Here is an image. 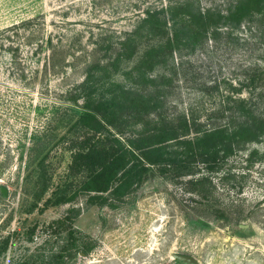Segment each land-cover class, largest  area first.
Masks as SVG:
<instances>
[{
	"label": "rangeland",
	"instance_id": "obj_1",
	"mask_svg": "<svg viewBox=\"0 0 264 264\" xmlns=\"http://www.w3.org/2000/svg\"><path fill=\"white\" fill-rule=\"evenodd\" d=\"M194 1L225 9L232 0ZM167 3L0 0V238L16 230L22 234L13 237L0 264H12L42 243L41 230L34 241L26 240L28 227L61 217L73 205L81 208L76 226L97 243L75 264H194L175 258V252L193 255L200 264H264V141L247 144L209 175V203L226 216L204 209L187 178L159 175L114 209L87 205L81 197L44 212L28 211L23 178L33 134L70 103V92L91 64L115 55L146 7ZM256 65L264 76V35L255 26L224 28L216 39L176 51L157 70L169 78L165 111L192 110L207 126L221 123L231 93L227 86L247 83L255 72L248 68ZM262 90L264 85L244 86L245 95ZM54 153L57 180L70 157Z\"/></svg>",
	"mask_w": 264,
	"mask_h": 264
},
{
	"label": "trees",
	"instance_id": "obj_2",
	"mask_svg": "<svg viewBox=\"0 0 264 264\" xmlns=\"http://www.w3.org/2000/svg\"><path fill=\"white\" fill-rule=\"evenodd\" d=\"M255 26L264 35V0H232L225 9L201 7L194 0H168L166 6L146 7L136 25L119 42L115 55L91 64L85 78L70 92L66 107L58 108L33 134L24 175L29 212L76 203L111 209L151 177L187 178L189 191L217 216L226 211L209 203V175L221 162L247 144L264 141V90L244 94V86L264 85L255 71L247 83L233 86L221 110V123L205 125L192 110L165 111L167 76L158 66L176 51L195 49L216 39L224 28ZM264 73V71L262 72ZM121 76V77H119ZM162 80V81H161ZM54 151L68 153L65 171L55 180ZM257 152V150H255ZM81 208L43 225L36 222L23 233L42 243L12 264H75L96 246L95 239L76 226ZM16 230L0 238V258L8 251Z\"/></svg>",
	"mask_w": 264,
	"mask_h": 264
},
{
	"label": "water",
	"instance_id": "obj_3",
	"mask_svg": "<svg viewBox=\"0 0 264 264\" xmlns=\"http://www.w3.org/2000/svg\"><path fill=\"white\" fill-rule=\"evenodd\" d=\"M173 256L181 261L184 262H190V263H194V264H200L199 260L194 257L193 255H189V254H183V253H173Z\"/></svg>",
	"mask_w": 264,
	"mask_h": 264
}]
</instances>
